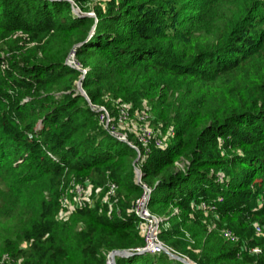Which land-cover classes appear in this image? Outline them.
<instances>
[{
	"label": "trees",
	"instance_id": "trees-1",
	"mask_svg": "<svg viewBox=\"0 0 264 264\" xmlns=\"http://www.w3.org/2000/svg\"><path fill=\"white\" fill-rule=\"evenodd\" d=\"M73 1L95 17L68 0H0V182L12 181L28 210L26 249L10 242L9 258L107 264L114 249L143 247L131 211L144 191L137 166L148 210L167 217L164 244L197 264H264V0ZM72 51L78 68L66 63ZM82 75L90 101L77 90ZM122 106L174 135L144 154L135 130L119 129L124 141L100 122L99 107L116 122ZM70 177L101 198L59 219ZM111 184L114 204L103 199ZM115 262L184 264L164 251Z\"/></svg>",
	"mask_w": 264,
	"mask_h": 264
},
{
	"label": "rangeland",
	"instance_id": "rangeland-1",
	"mask_svg": "<svg viewBox=\"0 0 264 264\" xmlns=\"http://www.w3.org/2000/svg\"><path fill=\"white\" fill-rule=\"evenodd\" d=\"M94 2L90 4L91 6L94 5ZM76 6V5H75ZM93 7V6H92ZM89 12H93L92 9ZM70 61L74 63L73 56L70 58ZM155 110L149 111L151 114L154 113ZM175 114L168 112L167 114L163 112V117L168 118L173 121V117ZM136 119L129 117V120L126 121V123L120 124V128L122 127H128L131 130H136L135 128ZM177 167L184 168L187 164L185 160L176 161ZM13 182L9 181V184L6 186L3 182H0V264H19L20 260L15 261L12 258H9L6 249L9 246L10 242L19 244L21 248L26 249L27 244L25 241L21 240V231L23 230L24 225V218L23 213L25 211L27 212V207L25 204V200H18L15 198V196L12 193L13 188L16 187L15 185L12 186ZM92 183H90V180L87 179L85 181H81L77 178L70 177L66 187L65 191L61 197V205L62 209L61 212L58 215L59 219H65L75 210L76 206L79 205H89L94 203L97 199H100V191L97 190L95 193V196L93 197L92 192ZM33 189H29V192L32 193ZM115 191H110L107 193V195L104 196V201H108L111 198H113V204L116 203V195L114 193ZM36 193V191L34 192ZM48 193L47 190L43 191V194L46 195ZM111 206H109V209L112 211ZM25 210V211H24ZM204 211V210H203ZM207 215H210L212 211L206 210L204 211ZM210 213V214H209ZM160 218V217H159ZM167 217L160 218V222L165 221ZM159 222V224H160ZM208 230L215 229V223L212 218H210ZM226 223V222H223ZM80 224V223H79ZM78 224V225H79ZM82 224L79 225L81 227ZM165 226H168L167 224ZM183 227L184 229H187L186 233L187 235H190V233H193L196 231V227L193 226L191 222H186ZM183 229V228H182ZM222 231V229H221ZM233 233V232H232ZM222 235V232L220 233ZM234 234V233H233ZM236 236V234H234ZM222 237H224L222 235ZM225 238V237H224ZM167 246L166 244H164ZM168 247V246H167ZM170 248V247H169ZM171 249V248H170ZM172 250V249H171ZM174 253L179 254L181 256H184L188 259H190L188 256L183 255L181 253H177L174 250H172ZM3 255V256H2ZM194 263H196L194 260L190 259ZM197 264V263H196Z\"/></svg>",
	"mask_w": 264,
	"mask_h": 264
},
{
	"label": "built area",
	"instance_id": "built-area-1",
	"mask_svg": "<svg viewBox=\"0 0 264 264\" xmlns=\"http://www.w3.org/2000/svg\"><path fill=\"white\" fill-rule=\"evenodd\" d=\"M97 111L99 112L100 122L104 125V127L109 129L111 133L117 135L118 138L126 141V136L120 133L119 129H121L120 124L126 123V121L129 120L130 116L128 107L122 106L119 109V115L116 119V122L111 120L108 111L104 107H99ZM135 128L137 141L143 147L144 154L149 151L150 145H154L155 147L164 146L167 138L174 135L173 128H169L165 135H161L160 133L152 129V127L150 126L149 114L146 112L141 113L137 117ZM130 145L137 151L138 156L141 157V151L139 147L132 143H130ZM175 164L178 165L177 162H175ZM139 184H141L144 191L142 196L135 201L131 211L138 217L137 228L139 229L144 240V246L141 248L146 249L149 253H160L162 251V246L164 245V243L159 239L160 218L152 215L147 208L148 198L150 194L149 187L144 184L142 180H140ZM114 190L115 187L113 184H111L110 191ZM200 208L206 211L212 210L214 207L213 205L207 204L206 202H201ZM221 232L226 239H229L231 241L237 239V237L228 228H223ZM256 232H260L259 227H256ZM254 251L257 252L258 249H254Z\"/></svg>",
	"mask_w": 264,
	"mask_h": 264
},
{
	"label": "water",
	"instance_id": "water-1",
	"mask_svg": "<svg viewBox=\"0 0 264 264\" xmlns=\"http://www.w3.org/2000/svg\"><path fill=\"white\" fill-rule=\"evenodd\" d=\"M70 3H71V7H72V11L74 14L76 15H79V16H90V17H95V14L92 12H81V10L75 6V3L73 0H68ZM74 56V51H72V54H71V57ZM66 63L72 67H76L78 68L73 62L70 61V59L68 58ZM87 69H84L83 70V73H86ZM82 79H83V75L81 76V78L78 80L77 82V90L79 91V93L81 95H83L88 101L89 98L86 94V92L84 91L83 87H82ZM139 156L137 155V157L135 158L134 160V164L137 163L138 161V158ZM135 172H136V176H137V183L140 182L141 180V177H142V173H141V170L136 166L135 167ZM162 251H164L165 253H167L171 258H174L184 264H196L194 263L193 261H191L190 259L184 257V256H181L179 254H176L174 253L169 247L163 245L162 246ZM147 250L144 249V248H141V249H135V252L131 251V250H128V249H114L112 250L109 254H108V258H107V264H116L115 262V257L116 256H123V257H127V256H131V255H134V254H143V253H146Z\"/></svg>",
	"mask_w": 264,
	"mask_h": 264
}]
</instances>
